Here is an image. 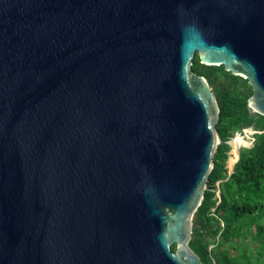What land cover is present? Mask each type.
<instances>
[{"label":"water","instance_id":"1","mask_svg":"<svg viewBox=\"0 0 264 264\" xmlns=\"http://www.w3.org/2000/svg\"><path fill=\"white\" fill-rule=\"evenodd\" d=\"M196 53L264 116V0H0V264H203Z\"/></svg>","mask_w":264,"mask_h":264},{"label":"trees","instance_id":"2","mask_svg":"<svg viewBox=\"0 0 264 264\" xmlns=\"http://www.w3.org/2000/svg\"><path fill=\"white\" fill-rule=\"evenodd\" d=\"M193 71L206 78L220 110V139L213 170L200 206L193 217L190 247L203 264H264V116L253 112L248 99L253 89L247 79L233 75L224 66H207L195 54ZM257 132L252 147L239 151L228 176V141L243 129ZM221 180L217 204L215 183ZM224 222L222 228L212 209ZM219 237V238H218ZM213 246L211 249L210 247ZM173 251L176 246H172Z\"/></svg>","mask_w":264,"mask_h":264},{"label":"built area","instance_id":"3","mask_svg":"<svg viewBox=\"0 0 264 264\" xmlns=\"http://www.w3.org/2000/svg\"><path fill=\"white\" fill-rule=\"evenodd\" d=\"M252 128H247V129H243V131L242 132H237L236 134H235V136L233 137V138H231L229 141H228V144L231 146V147H233V145L231 144V143H233L237 138H239V139H241V141H242V143L243 144H240V148H241V145L242 146H249V145H245V142H250L251 144L250 145H254V142H255V140H256V138H255V135H256V131L254 130V129H252ZM248 140V141H247ZM220 139H219V142H218V144H220ZM231 157L232 156H230L229 157V159H228V161H227V168H228V176H230L231 174H232V172H233V168H234V165H235V163L238 161V159L233 163V166L232 167H230L229 166V162H230V159H231ZM220 182H221V180H219V181H217L216 183H215V185H216V188H215V192H216V200H217V204H219V202L221 201V189H220ZM207 187V186H206ZM207 189V188H206ZM212 215L213 216H215L216 218H218V220L220 221V223H221V226H222V228L224 227V222L219 218V216L216 214V208L214 207L213 209H212ZM219 238V237H218ZM213 246H211L210 247V249L212 248Z\"/></svg>","mask_w":264,"mask_h":264},{"label":"bare ground","instance_id":"4","mask_svg":"<svg viewBox=\"0 0 264 264\" xmlns=\"http://www.w3.org/2000/svg\"><path fill=\"white\" fill-rule=\"evenodd\" d=\"M233 145L232 149H231V159L229 162V166L232 167L233 163L239 158V154H238V148L240 146V144H243L241 139L237 138L233 143H231Z\"/></svg>","mask_w":264,"mask_h":264},{"label":"rangeland","instance_id":"5","mask_svg":"<svg viewBox=\"0 0 264 264\" xmlns=\"http://www.w3.org/2000/svg\"><path fill=\"white\" fill-rule=\"evenodd\" d=\"M250 128H252V127H250ZM252 129H254V128H252ZM252 129H251V130H252ZM247 141H248V140H247ZM250 144H251V143H250L249 141H248V142H245V145H249V146H242V145H241V148H243V147H246V148L252 147V145H250ZM241 148H240V147L238 148V154H239V151H240ZM231 149H232V148H231ZM230 152H231V150L229 151V155L232 156Z\"/></svg>","mask_w":264,"mask_h":264}]
</instances>
